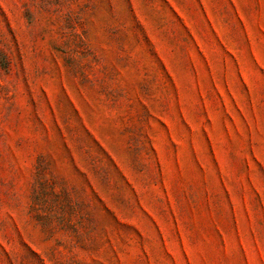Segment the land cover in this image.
<instances>
[{"label": "rangeland", "instance_id": "obj_1", "mask_svg": "<svg viewBox=\"0 0 264 264\" xmlns=\"http://www.w3.org/2000/svg\"><path fill=\"white\" fill-rule=\"evenodd\" d=\"M0 264H264V0H0Z\"/></svg>", "mask_w": 264, "mask_h": 264}]
</instances>
